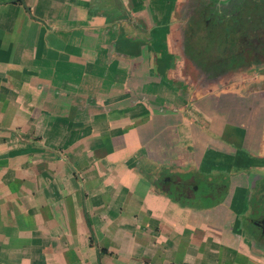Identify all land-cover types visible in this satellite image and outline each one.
I'll return each instance as SVG.
<instances>
[{"label":"crops","instance_id":"obj_1","mask_svg":"<svg viewBox=\"0 0 264 264\" xmlns=\"http://www.w3.org/2000/svg\"><path fill=\"white\" fill-rule=\"evenodd\" d=\"M250 1L0 0V264H264V60L185 52Z\"/></svg>","mask_w":264,"mask_h":264},{"label":"rangeland","instance_id":"obj_2","mask_svg":"<svg viewBox=\"0 0 264 264\" xmlns=\"http://www.w3.org/2000/svg\"><path fill=\"white\" fill-rule=\"evenodd\" d=\"M250 2L236 6L240 12L224 24L211 19L207 24L203 22L204 14L199 16L190 37L186 38L185 52L198 71L206 75L203 78L225 77L237 64L247 63L254 51L264 49L256 37V31L264 25V0ZM139 34L140 31L135 36ZM161 166L152 162L147 168ZM160 176L170 178V173H165L163 168Z\"/></svg>","mask_w":264,"mask_h":264},{"label":"trees","instance_id":"obj_3","mask_svg":"<svg viewBox=\"0 0 264 264\" xmlns=\"http://www.w3.org/2000/svg\"><path fill=\"white\" fill-rule=\"evenodd\" d=\"M256 37L258 39V43L262 46L264 44V25L260 27L256 31ZM264 60V49L263 50H256L254 51L253 56H251L246 64H256L259 63L260 61ZM243 63H240V65Z\"/></svg>","mask_w":264,"mask_h":264},{"label":"flooded vegetation","instance_id":"obj_4","mask_svg":"<svg viewBox=\"0 0 264 264\" xmlns=\"http://www.w3.org/2000/svg\"><path fill=\"white\" fill-rule=\"evenodd\" d=\"M181 190H182V191L185 190V192H187L185 196H190L189 193H190V191L192 190V187H191V188L189 187V188H187V189H185V188L182 187Z\"/></svg>","mask_w":264,"mask_h":264}]
</instances>
